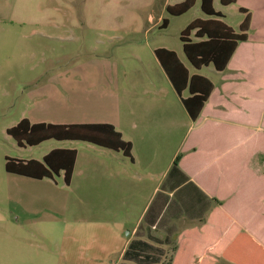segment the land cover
I'll list each match as a JSON object with an SVG mask.
<instances>
[{"label":"crops","instance_id":"1","mask_svg":"<svg viewBox=\"0 0 264 264\" xmlns=\"http://www.w3.org/2000/svg\"><path fill=\"white\" fill-rule=\"evenodd\" d=\"M251 16L249 39L219 81L198 73L215 89L196 122L165 72V78L133 80L126 116L117 93L102 113L76 116L80 120L24 118L32 124H110L132 144L133 161L85 143L70 186L12 176L17 229L41 226L46 235L64 226L68 261L169 264L178 236L203 228L218 209L264 245V41H251Z\"/></svg>","mask_w":264,"mask_h":264},{"label":"rangeland","instance_id":"2","mask_svg":"<svg viewBox=\"0 0 264 264\" xmlns=\"http://www.w3.org/2000/svg\"><path fill=\"white\" fill-rule=\"evenodd\" d=\"M177 3L0 0V264L88 262L66 260L61 244L64 226L46 235L41 226L17 229L12 182L16 177L5 170L6 157L42 160L55 148L82 153L85 143L50 140L37 147L20 148L7 134L9 128L24 118L35 121L70 116L80 120L87 113H102L107 100L117 93L126 116L128 94L137 85L135 78H165L154 53L158 48L177 52L191 72L219 81L221 74L212 66L197 71L189 64L180 40L181 32L192 21L209 18L201 10V0L186 14L172 17L166 7ZM214 7L235 31L244 18L240 8H247L254 17L251 41H264V0H238L230 6L215 0ZM165 18L170 24L163 30L160 25ZM261 64L264 76V60ZM63 178L56 179L66 186ZM76 217L77 214H69L68 219L77 220ZM20 234L24 242L17 241Z\"/></svg>","mask_w":264,"mask_h":264},{"label":"trees","instance_id":"3","mask_svg":"<svg viewBox=\"0 0 264 264\" xmlns=\"http://www.w3.org/2000/svg\"><path fill=\"white\" fill-rule=\"evenodd\" d=\"M169 5L167 13L180 17L189 12L198 0H176ZM215 0H201V10L208 19H195L182 32L180 40L184 55L197 71L212 66L221 73L227 70L238 47L249 39L251 13L244 8L243 22L235 31L222 19L224 15L215 10ZM238 0H220L221 5H234ZM170 21L165 18L160 29H167ZM155 56L169 78L191 119L196 122L214 89V83L200 74H191L189 68L179 59L175 51L159 48ZM188 91L189 96L183 97ZM11 136L20 148L37 147L44 142L76 141L89 143L104 149L121 153L133 161L131 143L110 124L55 125L50 123L32 124L28 119L21 120L9 128ZM78 157L77 150L55 149L46 154L42 161L19 160L6 157L5 170L13 175L32 179L55 180L64 175V183L70 186ZM232 225L231 217L221 210H215L206 225L199 230H189L178 236L176 250L169 264H264V245L253 236Z\"/></svg>","mask_w":264,"mask_h":264}]
</instances>
